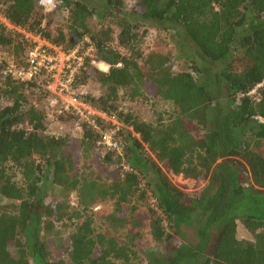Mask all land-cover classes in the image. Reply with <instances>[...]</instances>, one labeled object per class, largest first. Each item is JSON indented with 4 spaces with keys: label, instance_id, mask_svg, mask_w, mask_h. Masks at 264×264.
<instances>
[{
    "label": "trees",
    "instance_id": "obj_1",
    "mask_svg": "<svg viewBox=\"0 0 264 264\" xmlns=\"http://www.w3.org/2000/svg\"><path fill=\"white\" fill-rule=\"evenodd\" d=\"M59 1L66 32L44 21L37 0H0L13 27L0 23V50L21 63L32 46L26 34L64 51L89 39L108 71L86 66L77 84L94 78L106 89L83 100L119 124L122 155L98 146L100 132L85 123L77 137L50 134L43 86L4 78L0 66V264H135L144 236L156 244L146 264H264V0ZM151 29L193 48L198 76L146 53ZM121 90L175 112L168 122L142 121L121 108ZM58 120L72 127L76 118ZM91 161L98 173H86ZM169 175L209 182L191 196ZM105 202L111 211L94 210ZM238 223L253 241L237 238ZM191 225L193 240L181 231Z\"/></svg>",
    "mask_w": 264,
    "mask_h": 264
},
{
    "label": "built area",
    "instance_id": "obj_2",
    "mask_svg": "<svg viewBox=\"0 0 264 264\" xmlns=\"http://www.w3.org/2000/svg\"><path fill=\"white\" fill-rule=\"evenodd\" d=\"M37 4L44 12L65 8L59 0H37ZM26 37L32 42V46L25 51L21 63L14 60L6 62L2 76L18 83L37 82L48 93L45 107L48 122H59L58 118L63 114H71L76 118L73 130L79 134L82 124H87L100 132L98 146L122 155L123 145L115 138L119 124L84 102L83 96L87 94L83 90L84 85L77 84L78 76L86 66L98 67L102 72L108 68L106 64L95 60V47L90 40L84 39L73 49L64 51L37 36L26 34ZM96 118L105 122L111 121L116 128L100 131ZM70 200L74 204V198ZM97 209L98 207L94 208Z\"/></svg>",
    "mask_w": 264,
    "mask_h": 264
},
{
    "label": "rangeland",
    "instance_id": "obj_3",
    "mask_svg": "<svg viewBox=\"0 0 264 264\" xmlns=\"http://www.w3.org/2000/svg\"><path fill=\"white\" fill-rule=\"evenodd\" d=\"M127 2H128L127 8H132V6H134L135 3L134 0H128ZM44 15H45L44 21L48 22L51 26H55L58 28L61 27L62 29L65 30V32L67 31L66 27L68 25V19H69V13L67 9L65 8L64 9L62 8L60 10L57 9L54 12L45 11ZM0 23L5 24L6 26H8L9 29L13 28L4 21V19L1 17V13H0ZM176 41L177 40L175 39V37L168 34L167 32H158L154 29H151L146 34L143 47L146 53L153 52L155 54L165 56L169 60L170 68L172 72L174 73L188 72L196 77L197 74H195L192 70L193 65L188 60L189 57L193 58L191 54V52H193V48L186 51L185 49H182L180 45L176 43ZM58 48L62 49L61 47ZM12 60H13V55L10 50L7 49L0 50V66ZM94 68H96L99 72H102L98 67H94ZM107 71L108 68L103 73H106ZM83 90L87 94L98 97L101 96L106 89L102 87L94 78H92L88 81V84L84 85ZM118 98L120 99L118 102L121 105L122 109H126L127 111L134 114V116H136L140 120L148 123H156L158 117H161L163 122H168L170 120V117L173 116L175 112L174 106L171 105L169 102L163 101L158 98H154L150 94H143L142 97L139 96L135 98V100L130 101L128 99V96H126L125 92L121 90L118 94ZM47 131L50 134H55V135L69 134L72 137H77L78 134V132L73 130L72 127L66 126L60 122H48ZM83 161L84 160L81 158L80 162L78 161L77 166H81ZM86 166H87L86 173L99 172L97 163L95 162L91 161L87 163ZM100 174L103 176L104 173L101 171ZM169 180L175 187H177L178 189L182 190L183 192L191 196H198L199 194H201V192L207 188L209 182L208 178L200 179V180H191L188 178H184L182 175H178V176L169 175ZM57 193L58 192H56L55 195H57ZM70 199L73 198L70 197ZM6 203L7 201L5 199L0 198V205ZM150 205L153 207L151 201H150ZM96 207H98L97 210L106 209L108 211H111L112 203L105 202L100 205H96ZM140 212L142 215L145 214L144 206L140 207ZM95 225L97 230L101 229V227H104L97 220L95 222ZM181 231L182 233L185 234L186 238L193 240L194 232H195L194 226L191 225L189 227H182ZM65 235L66 234H64L62 237L64 238ZM115 238L119 243H123L125 241L122 232L115 234ZM237 238L245 241H253V236L243 227L241 223H238L237 225ZM175 240H178V238H176ZM155 247L156 244L149 237L144 236L142 244H139L138 247L134 248V251L137 253L134 261L135 264H146L147 263L146 250L148 251ZM53 257H55L54 254Z\"/></svg>",
    "mask_w": 264,
    "mask_h": 264
}]
</instances>
